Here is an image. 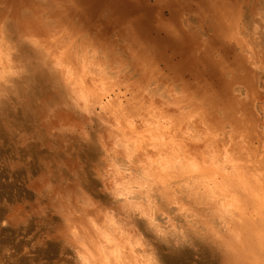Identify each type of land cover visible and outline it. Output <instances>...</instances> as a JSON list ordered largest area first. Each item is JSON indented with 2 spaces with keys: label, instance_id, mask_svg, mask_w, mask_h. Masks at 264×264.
Masks as SVG:
<instances>
[{
  "label": "bare ground",
  "instance_id": "1",
  "mask_svg": "<svg viewBox=\"0 0 264 264\" xmlns=\"http://www.w3.org/2000/svg\"><path fill=\"white\" fill-rule=\"evenodd\" d=\"M66 1L61 4L60 0H0V78L11 80L19 75L21 42L39 41L40 48L34 57L42 65L49 61L53 66L62 63V58L72 49L77 50L75 55L80 50L86 56L92 54L79 61L80 75L75 68L66 66L72 84L63 85L57 99L64 108L58 114L49 105L44 107L48 103L46 99L39 104L27 97L20 101L26 121H34L39 132L75 133L80 129L76 127L79 121L73 112L80 105L88 112L96 100L97 111L106 115L105 124L110 126L102 146L116 165L110 177L116 189L114 198L126 197L125 206L138 212L157 233L167 234L172 229L179 234L183 228L179 217L191 210L181 204L178 215L174 216L161 208L150 192L141 198L151 201L145 207L136 200L135 189L143 190L146 184L151 187L149 180L155 169H159L161 183L169 184L170 172L186 166L207 199L216 205L227 233L224 243L231 250L234 264H261L264 259L260 255L264 248V73L259 66L264 61V37L256 21L261 18L264 0H193L194 5L171 4L172 20L158 18L157 24L168 32L172 49L185 59L180 65L173 64L164 49L153 45L149 33L133 28L130 22L122 31H114L108 25L92 23L90 11L69 10L70 0ZM119 2L123 9L127 6L126 1ZM132 10L131 6L127 7L121 23L131 16ZM30 22L38 25L42 35L28 26ZM198 47L207 52L206 63L212 66V71L208 67L207 72L216 76L214 81H207L196 72L190 61ZM212 58L216 59L211 62ZM81 96L83 99H79ZM50 113L56 118L52 119ZM44 145L51 150L52 157L60 158L58 161L53 158L56 164L72 169L75 145L49 135ZM54 148L57 153L60 151L59 157ZM69 149L71 158L65 154ZM41 164L45 169L51 166L45 160ZM48 171L39 170L37 179H29L39 198ZM102 176L103 172L98 173V178ZM21 210L15 205L8 213L10 220L20 218ZM79 211L81 216L71 218L76 225L71 229L72 240L64 232H49L68 264H158L161 261L168 264L159 249L149 247L137 231L94 200L84 196ZM66 212L70 214L71 209ZM185 250L177 248L172 256ZM8 260L3 255L0 264H9Z\"/></svg>",
  "mask_w": 264,
  "mask_h": 264
},
{
  "label": "clouds",
  "instance_id": "2",
  "mask_svg": "<svg viewBox=\"0 0 264 264\" xmlns=\"http://www.w3.org/2000/svg\"><path fill=\"white\" fill-rule=\"evenodd\" d=\"M256 26L259 27L258 24ZM21 59L22 64L17 77L11 80L0 78V128L3 127L7 116L19 107L18 102L26 97L37 104L46 99L48 103L44 107L47 108L51 103L55 107L53 113L56 114L64 108L57 99L63 88L58 85L55 73L40 64L35 57L21 54ZM93 105L88 112L83 110V105L73 112L74 118L79 121L76 127L80 131L73 133L64 130L60 135H53L52 131L45 133L53 139L75 145L72 153L76 155L71 170H68L66 165L56 169L49 168L43 177L41 201L33 210L40 225L53 234L64 232L68 239L72 240L71 229L76 225L71 218L81 216L80 201L87 196L97 205L107 208L128 228L137 231L149 247L159 249L160 255L168 259L169 264H234L231 250L224 243L227 233L224 232V224L217 214L216 205L207 199L202 188L201 195L187 194L193 185L201 186L196 183V177L190 174L186 166L177 167L170 172L172 180L169 184L161 183L159 169H155L149 180L151 187L146 184L143 190L140 187L135 189L136 200L141 201L145 207H148L151 201L141 198L150 192L160 207L174 216L178 215L181 204L191 210L179 217L183 222L179 234L172 229H168L167 234L157 233L146 219H141L138 212L125 206L126 197L114 198L116 189L110 177L116 165L107 149H103L102 146V141L107 139L110 126L105 124L106 115L97 111L96 100H93ZM50 116L52 119L56 118L54 114L50 113ZM16 117L19 118L18 113ZM40 147L33 145L34 151L29 153L25 149L22 154L21 159L29 167L38 166L37 157L45 154L38 151ZM72 153L67 155L71 158ZM24 155H27V159H23ZM3 163L0 160V164ZM12 163L15 165L20 161L13 160ZM101 172L102 179L98 178V173ZM176 201L180 203H175ZM66 209H71V213H67ZM0 226H7V222L4 221ZM180 247L190 250L186 258L178 262L171 260L170 257L175 255L176 249ZM260 255L264 258V248L260 250ZM0 257H3V251H0ZM261 264H264V259Z\"/></svg>",
  "mask_w": 264,
  "mask_h": 264
},
{
  "label": "rangeland",
  "instance_id": "3",
  "mask_svg": "<svg viewBox=\"0 0 264 264\" xmlns=\"http://www.w3.org/2000/svg\"><path fill=\"white\" fill-rule=\"evenodd\" d=\"M10 1L14 2L15 0ZM122 1H126L127 3V6L124 7V9L121 7V3L119 2V0H83L82 3H78L77 0H70L67 5L68 9L71 11H73L74 9L77 10L75 12H81L83 10L90 11V19L92 20V23H101L103 26L108 25L109 27H112L114 31H122L126 27L125 25L130 22L133 28L138 27L142 32L146 34L149 33L150 40L153 45L157 46L159 49H164L166 55L169 57L171 56V59H173V64H182L185 59L180 58L176 50L172 49L170 42L171 40L167 34L168 32L163 27L161 28L157 24V19L163 18L165 20H172L171 4H177L178 2H181L182 4L194 5L193 0ZM64 2L67 1L60 0L61 4H64ZM128 6H131L133 12L130 13L131 16H129L126 20H124V22L121 23L120 18H122V13L127 11ZM100 18H104V21L106 22L99 20ZM116 20H119V23H116ZM207 57V52H205L203 49H199L198 47L193 52V60L190 59V61L195 66L196 72L203 75L207 81H214L216 77L215 75L210 74L213 78L209 79L210 75L207 72L209 66L206 63ZM231 58L232 57L229 56L230 60ZM215 59L216 58H212L211 62H213ZM185 75H187V78H190V75H188L187 73H185ZM190 80L193 81L191 78ZM18 103L19 105L21 104V102ZM21 105L17 108V110H15L14 113L7 116V118L4 120L3 127L0 128V160L4 162L3 164H0V215H2L4 217V221L7 222V226H0L7 229L6 231H3L2 235H0V249H2L6 261L9 259L7 262L9 264H33V261L34 263L36 262L37 257L38 260L35 264H68L64 257L60 256V251L58 249L55 237L53 235H50L49 231H46L45 228L40 225L37 217L34 215L33 210L40 203L39 201H41V197H37V190L36 188L34 189L35 186L32 185V182H30L31 179H37L36 175H38L39 170L47 171L49 170V167L51 169L61 167L59 164H56V161H58V159L60 158L57 159L56 157L51 156V150H49L47 146L44 145L45 137L47 135L42 130H40L39 132V128L36 126L37 124L34 121H26L24 114L21 113L23 112L21 110ZM17 113L19 114L18 119L16 117ZM4 126L6 127V129ZM16 126H19L20 128ZM37 130L38 133H35ZM37 135L39 136V138H41L40 140L42 141H37V139H39ZM23 141L24 143H22ZM39 142H41L42 144H40ZM33 145L43 146V148L40 147L38 151L45 154L37 157L38 166L33 165L32 167H29L28 164L23 162V160L21 162V156L24 153L25 149H27L29 153L34 151V149L32 148ZM69 150V152L65 153L66 155L67 153L71 152V149ZM14 152L15 154H17L15 155ZM54 153H57L56 149L54 150ZM26 156L27 155H25V157L23 158L27 159ZM57 156H60V151L57 153ZM53 158H56V161L53 160ZM13 160L20 161V163L17 164L18 166L12 163ZM43 160H45V162H49L53 167L47 166L48 168L45 169V167H43V165L41 164V161ZM25 165L27 167H25ZM56 165L58 166L56 167ZM13 166L15 167L13 168ZM26 175L28 176L26 177ZM34 176L36 178H34ZM39 195L42 196V193H40ZM8 201L10 202V204ZM11 203L13 204L11 205ZM15 205L21 207L22 210L20 211V215H23L16 221H11L8 213ZM36 221L38 222L35 223ZM38 227L40 229H38ZM18 237L21 238L19 239ZM24 237L26 238V240ZM10 246L13 249H11ZM189 251L190 250L186 249L184 252L182 251L181 253H179V255L171 256L170 259L177 262L184 260Z\"/></svg>",
  "mask_w": 264,
  "mask_h": 264
},
{
  "label": "snow or ice",
  "instance_id": "4",
  "mask_svg": "<svg viewBox=\"0 0 264 264\" xmlns=\"http://www.w3.org/2000/svg\"><path fill=\"white\" fill-rule=\"evenodd\" d=\"M78 3H82L83 0H77ZM256 23L259 25V31L260 35L264 37V10L261 11V19L256 21ZM29 27L35 31L37 35H42V33L38 30V25L35 24L34 22H30ZM23 27V26H22ZM31 34V33H29ZM58 39V38H57ZM62 46V45H61ZM40 48V43L39 41H25L21 42V47H20V52L21 54H26L27 56H32L34 57L35 52ZM77 53L76 49H72L67 53V56L62 58L63 62L60 63L58 62L55 66L51 64V61L47 65H45L48 69H50L52 72L55 73L57 77V83L60 87L63 88V85L65 82H67L69 85L72 84V76L71 73L67 71L66 66H71L75 68L76 72L78 75H80V60H86L88 57H90L92 54L89 53L87 56L83 53L82 50L79 51L78 55H75ZM90 67H94V65H90ZM210 72L212 71V66L211 64L209 65ZM260 71L264 73V61L261 62L260 66ZM118 70H126V69H118ZM213 77L210 75L209 79H212ZM79 99H83V97H79ZM49 106L52 108V111H55V107L52 106L51 103H49ZM195 169H193V172ZM185 193H181V195H184ZM188 195L190 196H196V195H201V187H197L196 185H193L191 188L188 189ZM179 207V205H178ZM187 211V209H184ZM4 222V217L0 215V225H2ZM6 228L0 227V235H2L3 231H6ZM2 251V249H0Z\"/></svg>",
  "mask_w": 264,
  "mask_h": 264
}]
</instances>
